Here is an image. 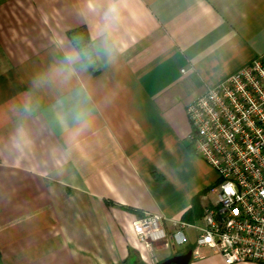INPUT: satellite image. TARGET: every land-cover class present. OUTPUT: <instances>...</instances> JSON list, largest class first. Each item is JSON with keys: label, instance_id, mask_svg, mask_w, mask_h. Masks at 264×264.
<instances>
[{"label": "crops", "instance_id": "obj_1", "mask_svg": "<svg viewBox=\"0 0 264 264\" xmlns=\"http://www.w3.org/2000/svg\"><path fill=\"white\" fill-rule=\"evenodd\" d=\"M81 28L92 57L67 36ZM254 60L264 63V0H0V264L191 253V227L183 247L146 248L132 224L159 214L168 232V220L201 225L219 179L190 150L186 109ZM188 264L225 263L204 251Z\"/></svg>", "mask_w": 264, "mask_h": 264}, {"label": "built area", "instance_id": "obj_2", "mask_svg": "<svg viewBox=\"0 0 264 264\" xmlns=\"http://www.w3.org/2000/svg\"><path fill=\"white\" fill-rule=\"evenodd\" d=\"M192 152L217 174L215 200L201 225L148 214L133 231L146 248L166 242L187 245L185 229L197 235L193 257L207 251L225 264H264V63L254 60L209 88L186 109ZM231 189V191H228Z\"/></svg>", "mask_w": 264, "mask_h": 264}, {"label": "trees", "instance_id": "obj_3", "mask_svg": "<svg viewBox=\"0 0 264 264\" xmlns=\"http://www.w3.org/2000/svg\"><path fill=\"white\" fill-rule=\"evenodd\" d=\"M67 36L81 56L92 57L90 41L83 28L70 31L67 33ZM190 150H192L191 146Z\"/></svg>", "mask_w": 264, "mask_h": 264}, {"label": "clouds", "instance_id": "obj_4", "mask_svg": "<svg viewBox=\"0 0 264 264\" xmlns=\"http://www.w3.org/2000/svg\"><path fill=\"white\" fill-rule=\"evenodd\" d=\"M117 21V10L115 8L109 9V12L106 16V26L101 29V43L104 47V51L107 54H110L113 49L112 41L108 38L107 34L110 31L111 27Z\"/></svg>", "mask_w": 264, "mask_h": 264}, {"label": "water", "instance_id": "obj_5", "mask_svg": "<svg viewBox=\"0 0 264 264\" xmlns=\"http://www.w3.org/2000/svg\"><path fill=\"white\" fill-rule=\"evenodd\" d=\"M190 258H191V253L189 252L184 256L173 257L167 260L166 262H164L163 264H188Z\"/></svg>", "mask_w": 264, "mask_h": 264}, {"label": "rangeland", "instance_id": "obj_6", "mask_svg": "<svg viewBox=\"0 0 264 264\" xmlns=\"http://www.w3.org/2000/svg\"><path fill=\"white\" fill-rule=\"evenodd\" d=\"M196 158H198V157L196 156ZM190 176L193 179L192 183H193L194 187H196V186L198 187L199 185H201L202 176H201L200 168L198 165L196 166V168L194 170L191 171ZM193 245H194V243H192V247H193Z\"/></svg>", "mask_w": 264, "mask_h": 264}, {"label": "snow or ice", "instance_id": "obj_7", "mask_svg": "<svg viewBox=\"0 0 264 264\" xmlns=\"http://www.w3.org/2000/svg\"><path fill=\"white\" fill-rule=\"evenodd\" d=\"M228 191H231V189H228Z\"/></svg>", "mask_w": 264, "mask_h": 264}]
</instances>
